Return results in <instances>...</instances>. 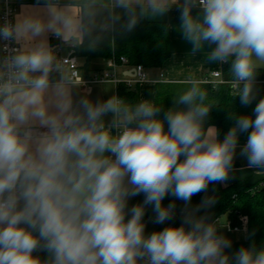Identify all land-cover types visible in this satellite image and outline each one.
Returning <instances> with one entry per match:
<instances>
[{"label":"clouds","instance_id":"9594fccd","mask_svg":"<svg viewBox=\"0 0 264 264\" xmlns=\"http://www.w3.org/2000/svg\"><path fill=\"white\" fill-rule=\"evenodd\" d=\"M11 3L0 0V264H264V245L230 253L225 225L198 215L215 196L191 206L209 184L229 180L249 129L240 156L264 174V98L253 115L230 113L220 140L205 127L216 104L200 79L183 81L161 117L163 105L148 99L80 94L83 80L70 69L78 61L59 54L114 45L142 20L165 34L175 27L187 54L230 64L221 83L247 106L264 69V0H36L16 13ZM174 6L176 26L164 23ZM167 195L184 202L182 223L146 235L147 206L153 223L174 219Z\"/></svg>","mask_w":264,"mask_h":264},{"label":"trees","instance_id":"16d2710c","mask_svg":"<svg viewBox=\"0 0 264 264\" xmlns=\"http://www.w3.org/2000/svg\"><path fill=\"white\" fill-rule=\"evenodd\" d=\"M36 2V0H33ZM165 23V22H164ZM79 60L84 62L82 68L89 72V64L94 60H105L115 57H125L130 66L142 65L146 70L161 69L165 63L171 58V38L170 28L167 34L164 33L160 24L147 20H142L137 27L130 33L115 34L114 45L105 42L95 51L77 50ZM230 64L223 67V73L229 78L228 70ZM264 71L260 70L257 78L263 77ZM208 91L210 102L215 103L206 121L205 127L214 126L218 130V139L223 140L227 132L234 124V120L229 118L230 113L237 115H253V109L261 98H264V90H258L256 99L250 105L241 104L239 97L230 95L226 86L213 88L211 85L203 84ZM187 86L180 83H158L155 88L154 102L163 105L160 113L162 117L164 111L172 107V99L178 96ZM118 95L128 100L130 103L140 101L138 89H128L124 85L118 87ZM248 132L240 133L238 138V146H242L247 142ZM183 159V157H181ZM253 186L243 183H235L225 187L223 183H211L208 186L207 193L201 192L192 197L191 206L195 207L200 204L201 200L206 196H215L217 203L209 208L202 209L198 215L207 213L210 220L223 218L224 216L232 217L236 222L239 215L247 216L249 220L247 237L241 238V241H235L230 249L226 251L234 253L240 247H247L253 242L258 247L264 245V188L252 194L249 190ZM236 196V198H234ZM144 194L141 193L135 198L129 200L128 207L142 203ZM175 202V213L182 212L184 202L177 200L171 195H167L163 200V205L167 206ZM130 218V217H128ZM155 219V213L152 206L146 208L143 221L145 225L150 220ZM254 233V234H253ZM47 252H44L41 260L47 259Z\"/></svg>","mask_w":264,"mask_h":264},{"label":"crops","instance_id":"0c3cea01","mask_svg":"<svg viewBox=\"0 0 264 264\" xmlns=\"http://www.w3.org/2000/svg\"><path fill=\"white\" fill-rule=\"evenodd\" d=\"M35 2L33 0H22L18 3V12L21 11V5H33ZM195 11V10H194ZM165 23L171 24L173 26L179 25L180 23V9L178 7H173L172 11L168 14ZM170 38H171V58L165 63L161 69H150L146 70L150 79V83L144 86H139L136 89L139 91L140 100L148 99L154 102L155 88L158 83L160 75H163L164 83H180L184 84L188 78H198L202 82L206 78H210V73L220 68L222 65L210 64L201 56H191L187 54L189 51V45L183 40L182 36L175 31V27L170 28ZM50 44L54 46L53 37H49ZM81 69L84 73L102 72L107 67V61L105 60H94L89 64V72L85 71L82 66L84 62L79 60ZM134 66L130 65H119L118 76L120 79H125L130 76L129 72H133ZM264 71V69H261ZM135 89V88H134ZM88 93L90 98L94 101L106 100L111 95H118V88L113 84H105L96 86L90 90L80 89V94ZM119 96V95H118ZM106 121L110 120V117L105 118ZM238 146L236 150V155L234 159L233 171L230 173V178L226 182H223L225 187H228L235 183H243L245 185L255 186L263 177L261 175H255L256 169L249 168L247 166L246 158L240 156V150L243 147ZM136 197V196H135ZM132 197L129 200L135 198ZM227 217L223 218V221ZM150 220L145 227V234H151L154 231L163 230L164 227L169 225L179 226L182 223V212L175 213L174 219L171 221H166L164 224L153 223ZM235 241L238 238H242L241 235H235ZM44 251H36L33 255H37L40 258L43 256Z\"/></svg>","mask_w":264,"mask_h":264},{"label":"built area","instance_id":"2783aa9c","mask_svg":"<svg viewBox=\"0 0 264 264\" xmlns=\"http://www.w3.org/2000/svg\"><path fill=\"white\" fill-rule=\"evenodd\" d=\"M22 0H12L10 5L13 13L18 12V3ZM3 13L0 12V16ZM11 18V17H9ZM54 47L60 44V41L53 38ZM59 54L62 56H69L75 59L78 62H74L70 65V69L74 75V78L77 82L83 80V89H92L96 86L105 85V84H113L115 87H120L124 85L128 89H134L139 86H144L149 84L151 81L149 79L148 73L146 69L142 65H138L134 67L133 72H129L130 76L125 79H120L118 76V67L119 65H129L128 60L125 57H120L119 59L113 57L107 61V67L102 72H93V73H84L81 69L79 58L77 55V50L72 51L70 49H65L61 47ZM222 64V66L218 69L213 70L210 74V78H206L203 81V84L211 85L213 88H218L220 86H226V84L221 83L228 79L223 73V67L226 65ZM163 75H160V78L156 83H164ZM227 87V86H226ZM256 87L258 90H264V76L257 78ZM264 188V174L262 179L253 186L249 191L254 194L257 191ZM236 198V196H234ZM226 217V216H224ZM223 217V218H224ZM223 218H218L222 225H225L223 228L227 229V232L230 234L241 235L242 238H246L248 234L249 220L247 216L239 215L237 217V221L235 222L232 217H228L225 221Z\"/></svg>","mask_w":264,"mask_h":264},{"label":"rangeland","instance_id":"374dc122","mask_svg":"<svg viewBox=\"0 0 264 264\" xmlns=\"http://www.w3.org/2000/svg\"><path fill=\"white\" fill-rule=\"evenodd\" d=\"M221 232L226 236L228 237L231 241H232V244L235 243V236H233L232 234H230L229 232H227V229L223 228L221 230ZM242 239L241 238H238L237 241H241Z\"/></svg>","mask_w":264,"mask_h":264},{"label":"water","instance_id":"95a60500","mask_svg":"<svg viewBox=\"0 0 264 264\" xmlns=\"http://www.w3.org/2000/svg\"><path fill=\"white\" fill-rule=\"evenodd\" d=\"M134 73V72H133Z\"/></svg>","mask_w":264,"mask_h":264}]
</instances>
